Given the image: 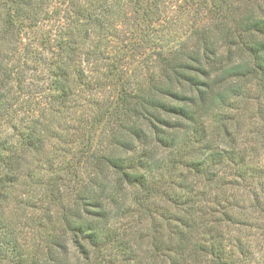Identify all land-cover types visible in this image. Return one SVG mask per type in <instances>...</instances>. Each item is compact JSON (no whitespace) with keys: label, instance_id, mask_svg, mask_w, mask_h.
<instances>
[{"label":"trees","instance_id":"obj_1","mask_svg":"<svg viewBox=\"0 0 264 264\" xmlns=\"http://www.w3.org/2000/svg\"><path fill=\"white\" fill-rule=\"evenodd\" d=\"M173 2L0 0V264L254 261L264 125L231 128L264 114V0L191 3L180 41ZM163 184L168 229L136 227Z\"/></svg>","mask_w":264,"mask_h":264},{"label":"rangeland","instance_id":"obj_2","mask_svg":"<svg viewBox=\"0 0 264 264\" xmlns=\"http://www.w3.org/2000/svg\"><path fill=\"white\" fill-rule=\"evenodd\" d=\"M200 0H174L172 7V11H169V17H168V23L165 27V34L170 39H175V41H180V39H183L185 37V33H189L190 29L194 23L195 15L194 10L196 9V6L192 7L191 3L198 4ZM191 5V6H190ZM171 7V6H170ZM171 10V9H170ZM198 18V17H197ZM159 29L163 28V25L157 26ZM188 31V32H187ZM259 105L257 102H252L248 106V111L241 114L240 111H237V116L239 117L240 124L236 128H231V131H239L243 139L250 140V130H252L257 123L260 125H264V114L257 115V107ZM264 107V103H262L261 107ZM255 111V113H254ZM261 116V117H260ZM65 120H68L66 123L73 122V118L71 116L66 117H57L53 122L54 125L58 122H64ZM233 129V130H232ZM235 129V130H234ZM260 151L262 152V156L260 157L262 161H264V146L260 147ZM79 181L73 182L75 189L76 186L78 187ZM174 187L171 185L163 184L161 186V189L158 193L153 195V197H150L151 205H153V213L154 217H147L148 215H144L140 218L139 225L136 227H139L140 229L152 227L154 229H168L166 226V222L163 221L162 213L163 211L166 213H174L175 211L179 210V206L174 204V201H172L169 197L170 193L174 191ZM179 191V189L177 190ZM145 194V191H143ZM69 193H71L70 189L66 191L65 200L67 201L70 199ZM13 202H6L3 206V211L0 213L1 216L4 218V222L6 224H9V222L12 221L13 216V208H14ZM158 209V210H157ZM155 210H157L155 212ZM40 215L43 214L40 212ZM168 216V214H166ZM138 213H136V216H130L135 217L136 220H130L131 223H135L137 221ZM128 217V218H130ZM127 218V219H128ZM126 219V220H127ZM124 220V222L127 224L128 221ZM44 221V217L43 220ZM13 222V221H12ZM138 223V222H137ZM248 239L251 243L252 250H253V258L254 261L252 264H264V224L262 228H254L252 231L249 232ZM236 236V231L232 229L230 232L228 231L227 237L233 238ZM252 258V259H253Z\"/></svg>","mask_w":264,"mask_h":264}]
</instances>
